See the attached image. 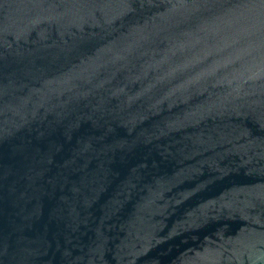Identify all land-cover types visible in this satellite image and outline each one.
Instances as JSON below:
<instances>
[{"label":"water","instance_id":"95a60500","mask_svg":"<svg viewBox=\"0 0 264 264\" xmlns=\"http://www.w3.org/2000/svg\"><path fill=\"white\" fill-rule=\"evenodd\" d=\"M0 264H264V0H0Z\"/></svg>","mask_w":264,"mask_h":264}]
</instances>
